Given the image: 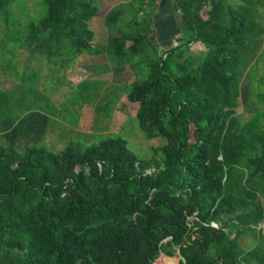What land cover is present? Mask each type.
<instances>
[{
	"label": "trees",
	"instance_id": "trees-1",
	"mask_svg": "<svg viewBox=\"0 0 264 264\" xmlns=\"http://www.w3.org/2000/svg\"><path fill=\"white\" fill-rule=\"evenodd\" d=\"M13 1L0 0L5 21ZM161 1L111 7L100 51L89 26L98 0H44L45 14L26 23L23 63L41 56L52 72L103 53L112 72L128 65L134 79L117 97L137 103L145 139L163 142L141 155L109 132L48 148L53 104L47 95L30 103L22 81L39 69L25 64L17 75L11 62L6 75L19 82L0 87V264H153L175 252L181 264H264V69L253 83L264 0L164 1L180 22L176 45L159 51L149 34ZM33 8L12 16L25 20ZM192 44L201 54H189ZM99 85L77 84L97 111L109 107L95 104Z\"/></svg>",
	"mask_w": 264,
	"mask_h": 264
},
{
	"label": "rangeland",
	"instance_id": "rangeland-1",
	"mask_svg": "<svg viewBox=\"0 0 264 264\" xmlns=\"http://www.w3.org/2000/svg\"><path fill=\"white\" fill-rule=\"evenodd\" d=\"M124 1L128 0H98L99 12L89 21V26L94 31L97 50L100 51L107 41L108 32L103 20L105 13L111 7ZM168 4L163 0L160 2V9L154 16L155 28L149 34V37L156 43L159 51L176 45L175 36L177 35H175V32L179 28L180 20L177 16L176 8ZM30 5H33L34 8L30 11V16L26 17L25 20H17V16H12L15 13L19 15ZM10 6L12 10L10 9L7 21L0 16V30L1 28L4 29V36L0 39V62L3 63L0 66V87L3 89L9 87L14 82H19L9 73L6 75L8 70H12L10 68L12 67L10 66L11 62L18 65L17 75L21 74L23 66L28 63L26 60L24 63L19 60L27 57L26 51H23L17 57V48L22 42V33L24 32L26 23L38 20L46 12L44 0H14ZM166 29L168 33L164 32ZM164 34L167 35L164 37ZM7 43L9 44L7 45ZM127 44H129V41ZM203 50V45L192 44L190 45L189 54L197 56ZM44 60L46 59L41 56L38 58V61L32 59L26 65L28 66L27 68L30 69L31 74L33 73V69L39 70H34L37 72L35 76L29 75L27 77V75H22V81L23 86L26 88L25 97L30 103L35 105L34 99L36 97L47 95L53 104V106L49 107L45 103V107L48 109L45 112L50 114L44 134V142L48 148L60 149L70 138L75 139L80 137L82 140L93 141L109 132L121 133L127 140L129 147L141 155H150L152 147L163 142L162 137L145 139L134 117L137 103L128 101L125 94L122 93L123 91L117 97L118 92L116 87L121 85V88L126 87V90L130 86L129 82L134 79L131 69L127 67L128 65H125V69L122 71L112 72L111 68L115 66V63L108 61L105 54L102 53L95 56L85 54L79 56L74 65L57 69L56 71L52 70L51 72L48 70ZM103 63L106 64L104 65ZM94 64H97V67H93L92 71L97 70V73H91V70L88 69L90 65ZM104 66H106L104 69L108 68L107 71L103 70ZM256 67L258 68V72L253 83H257L258 75L264 69V57H260L257 60ZM87 78L91 80L97 79L101 82L95 104L97 102L103 104L106 101L109 107H104L105 110H108L113 105L108 112L105 110L97 111L95 105L83 103V95L81 94V90L77 88V84L80 80ZM237 112L243 119L249 114L246 111H242L241 106L237 108ZM261 226L263 227V224ZM251 245L248 241L245 242L246 248ZM180 259L181 257L178 252H175L171 256L161 253L154 263L181 264Z\"/></svg>",
	"mask_w": 264,
	"mask_h": 264
},
{
	"label": "crops",
	"instance_id": "crops-1",
	"mask_svg": "<svg viewBox=\"0 0 264 264\" xmlns=\"http://www.w3.org/2000/svg\"><path fill=\"white\" fill-rule=\"evenodd\" d=\"M163 1H168V0H163ZM9 87H11V84H10V86ZM9 87H7V88H9ZM155 264V263H154Z\"/></svg>",
	"mask_w": 264,
	"mask_h": 264
},
{
	"label": "built area",
	"instance_id": "built-area-1",
	"mask_svg": "<svg viewBox=\"0 0 264 264\" xmlns=\"http://www.w3.org/2000/svg\"><path fill=\"white\" fill-rule=\"evenodd\" d=\"M214 224V223H213ZM261 224H263V227H264V222H262ZM261 224H260V226H261Z\"/></svg>",
	"mask_w": 264,
	"mask_h": 264
},
{
	"label": "bare ground",
	"instance_id": "bare-ground-1",
	"mask_svg": "<svg viewBox=\"0 0 264 264\" xmlns=\"http://www.w3.org/2000/svg\"><path fill=\"white\" fill-rule=\"evenodd\" d=\"M155 264H157V262ZM163 264H165V263H163Z\"/></svg>",
	"mask_w": 264,
	"mask_h": 264
},
{
	"label": "water",
	"instance_id": "water-1",
	"mask_svg": "<svg viewBox=\"0 0 264 264\" xmlns=\"http://www.w3.org/2000/svg\"><path fill=\"white\" fill-rule=\"evenodd\" d=\"M154 263V262H153Z\"/></svg>",
	"mask_w": 264,
	"mask_h": 264
}]
</instances>
